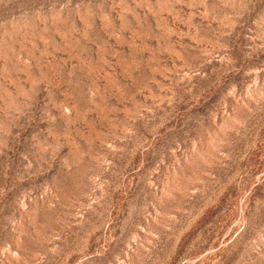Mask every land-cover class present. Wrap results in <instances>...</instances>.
Masks as SVG:
<instances>
[{"label":"rangeland","instance_id":"374dc122","mask_svg":"<svg viewBox=\"0 0 264 264\" xmlns=\"http://www.w3.org/2000/svg\"><path fill=\"white\" fill-rule=\"evenodd\" d=\"M0 264H264V0H0Z\"/></svg>","mask_w":264,"mask_h":264}]
</instances>
